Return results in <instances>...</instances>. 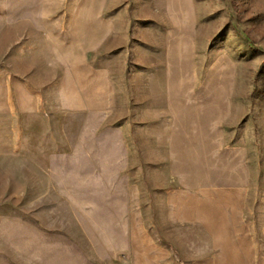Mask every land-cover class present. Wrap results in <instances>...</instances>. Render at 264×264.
Wrapping results in <instances>:
<instances>
[{"label":"rangeland","instance_id":"rangeland-1","mask_svg":"<svg viewBox=\"0 0 264 264\" xmlns=\"http://www.w3.org/2000/svg\"><path fill=\"white\" fill-rule=\"evenodd\" d=\"M0 264H264V0H0Z\"/></svg>","mask_w":264,"mask_h":264}]
</instances>
